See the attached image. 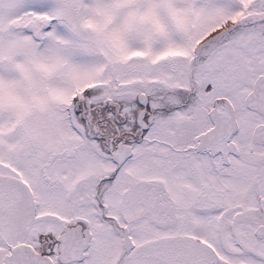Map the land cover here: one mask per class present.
<instances>
[{
    "label": "snow or ice",
    "instance_id": "snow-or-ice-1",
    "mask_svg": "<svg viewBox=\"0 0 264 264\" xmlns=\"http://www.w3.org/2000/svg\"><path fill=\"white\" fill-rule=\"evenodd\" d=\"M0 264H264V0H0Z\"/></svg>",
    "mask_w": 264,
    "mask_h": 264
}]
</instances>
